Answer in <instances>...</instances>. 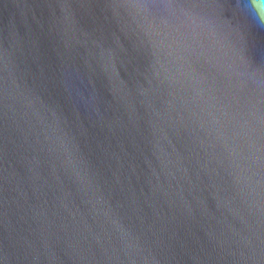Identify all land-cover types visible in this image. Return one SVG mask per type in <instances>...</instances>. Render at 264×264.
<instances>
[{
  "label": "water",
  "instance_id": "obj_1",
  "mask_svg": "<svg viewBox=\"0 0 264 264\" xmlns=\"http://www.w3.org/2000/svg\"><path fill=\"white\" fill-rule=\"evenodd\" d=\"M262 20L0 0V264H264Z\"/></svg>",
  "mask_w": 264,
  "mask_h": 264
},
{
  "label": "clouds",
  "instance_id": "obj_2",
  "mask_svg": "<svg viewBox=\"0 0 264 264\" xmlns=\"http://www.w3.org/2000/svg\"><path fill=\"white\" fill-rule=\"evenodd\" d=\"M262 22H264V20H262ZM211 24V22L209 21V25Z\"/></svg>",
  "mask_w": 264,
  "mask_h": 264
}]
</instances>
